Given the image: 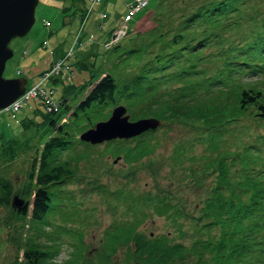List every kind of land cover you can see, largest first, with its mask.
I'll return each mask as SVG.
<instances>
[{
    "label": "trees",
    "instance_id": "1",
    "mask_svg": "<svg viewBox=\"0 0 264 264\" xmlns=\"http://www.w3.org/2000/svg\"><path fill=\"white\" fill-rule=\"evenodd\" d=\"M198 2L166 0L165 6L147 14L154 25L139 34L142 46L131 50L137 55L124 69L127 77L102 73L76 92H71L76 86H66L64 91L71 93L63 92L56 99L50 89L58 104L56 111L49 112L40 102L42 112L37 108L20 121L22 139H1L0 210L9 214L0 222L12 230L9 241L18 253L12 264H54L51 259L59 244L54 240L49 245L39 243L51 227L48 220L58 212L51 205L62 185L76 178L78 165L90 161L94 153L88 150L99 146L77 137L106 120L108 107L117 105L126 107L131 121L155 118L162 123L137 138L105 143L106 156L122 158L127 165L139 164L155 175L148 166L158 146L153 141L178 121L198 131L197 140L217 153L205 151L189 159L187 176L203 192L199 208L185 207L178 191L173 193L170 178L167 185L155 183L153 191L137 192L128 186L134 170L122 171V188L112 194H116L112 201H105L111 213L122 210L120 220L102 238L105 263L122 251L123 264H264V132L251 140L243 134L251 126L244 124L245 118L251 124H264V22L255 31L259 24L247 14L246 0ZM239 32L244 34L238 36ZM87 87L91 89L73 108L70 103H76ZM80 145L86 148L77 152ZM188 150L177 146L176 168L182 167ZM68 151L74 155L63 159ZM25 153H30L25 181L14 189L6 175ZM210 176L211 180L206 179ZM14 196L24 202L20 209L11 206ZM67 203L73 211H63L62 222H85L78 218L79 209L70 197ZM154 216L164 219L172 232L151 236L141 231ZM22 230L33 232L24 242L20 241Z\"/></svg>",
    "mask_w": 264,
    "mask_h": 264
},
{
    "label": "rangeland",
    "instance_id": "2",
    "mask_svg": "<svg viewBox=\"0 0 264 264\" xmlns=\"http://www.w3.org/2000/svg\"><path fill=\"white\" fill-rule=\"evenodd\" d=\"M148 1L149 3L146 8L137 14L134 20L131 18L127 21L129 29L127 28L126 32L123 33L125 36L119 38L113 44L111 38L113 30L123 23L119 20L124 15L125 18L128 17L125 14L126 1L101 0L99 3L93 5L92 0H81V2H75L74 7H72L71 5H64V2L59 0H38L34 13V24L30 31L23 38L12 39L9 44L13 56L6 62L3 77L5 79L24 78L27 80V85H31L44 71L50 68L53 61V53L58 59L60 52L67 53L71 48L73 52L71 58L67 60V63L72 65V68L71 66L69 67L72 71V74L70 73V80L64 79L65 81L62 80L61 82L50 81L45 85L47 89L52 88L55 90L54 99L60 97L65 92L66 86H76L71 91L76 92L80 86L96 81L102 73L121 74L122 78L127 77L129 74H126L124 69L127 66H131L130 64L135 60L134 58L137 54L131 50L140 47L141 41L139 38L141 36L139 34L148 31L154 25L147 14L154 11L158 6H165L166 0ZM183 1H194V5L199 3L198 0ZM246 1L247 14L255 16L253 20H256L255 23L259 24L255 31H259L260 26L264 22V0ZM66 6L69 9L67 8V10L63 11V8ZM138 19L140 20L137 22ZM45 21L50 24V28L44 27ZM94 21V26H92L91 23ZM90 27L93 29L92 31L103 33L102 36L98 39L90 38L92 43L82 42L84 39H82V33H87ZM125 28L126 26L122 24L121 29L125 30ZM249 32L247 31V35ZM47 33H51L50 37L53 40L52 44H48L49 48L47 47ZM242 34L244 32L237 33L238 36ZM151 51H155V48H151ZM66 75L67 73L64 77ZM37 82L38 79L34 83ZM90 89L87 87L86 90L79 93V100L76 103H70V105L75 108ZM71 92L66 91L65 93L69 94ZM37 108H39L40 112L43 111V108L39 106L37 101L30 99L28 104L17 114L15 120L11 119L8 113L0 112V143L2 138L22 139L20 121L23 118L31 117ZM112 108L108 107V110L111 112ZM101 112L103 114L106 113L105 111ZM243 120H245L244 124L251 125L243 133L245 139L251 140L256 133L264 132V124L261 123L258 126L248 122L247 118ZM168 127V130H163L164 132L160 131L161 133L156 135L158 136V141H153L154 143H158V146L154 155L150 157L151 163L148 166L156 172L155 175L150 174L146 169H142L139 164L127 165L122 158L117 157L116 161V158L106 156L107 152L103 151L105 144L88 150V152L94 154L90 153L92 154L90 161L82 162L78 165V173L74 180L62 185L61 192L58 193V199L53 201L51 205L53 209H58V215L54 214L52 219L49 218L50 220L48 221L51 223V227L46 228L45 232L47 234L44 233V235L42 234L39 237V243L41 244L49 245L52 240L59 244L56 247L58 253L51 259V263L107 264L105 263L106 258L103 259L101 256L102 238L110 225L114 221L120 220L122 210L118 209V214L111 213L105 201L107 199L108 203L112 201L116 196V194H112L122 188L125 181L120 175L124 170L128 172L134 170V177L129 178L128 186L137 192L139 190L153 191L155 183L167 185L170 178L174 187L173 193L178 191V194L185 202V207H200L199 204L203 200V192L199 188H195V182L187 176L190 172L188 169L191 167L189 159L191 157L198 158L205 151L216 153L217 151L213 147H206L200 143L197 140L200 136L198 135L199 132L190 126H186L178 121L170 124ZM247 131L250 133L249 135H247ZM129 145L133 146L134 143L131 142ZM178 145L189 148L183 157L185 160L183 159L181 168H176L174 165V157H177L176 149ZM84 147V145L76 146L77 152L84 150ZM102 152L103 154H101ZM73 155L72 151H68L62 154V158L66 159ZM29 157L30 153L22 154L13 163L9 174L6 175L13 182L14 189H20L23 186L25 173L28 170L29 163L27 160ZM197 162H195V168L199 164ZM172 171H174V175L171 174ZM181 179L182 181L180 182ZM206 179L211 180L212 176ZM67 197H70L77 205L79 209L78 213L80 212L78 218L80 220L85 218V222L82 221L81 224L70 222H65L64 224L62 222L60 217L63 211L69 214L73 211L69 203H67ZM7 214H9V211L0 210V221ZM140 230L146 234L150 233L151 236L172 232V229L169 228L168 223L164 219L155 216L148 219L141 226ZM11 234L12 230L5 226L4 221L0 222V264H12L18 254L16 247L9 241V235ZM30 234H33V232L22 230L23 236L20 237V241L24 242V238ZM170 237H173L176 242L180 241L177 235L171 234ZM18 256L21 259V255L19 254ZM123 261L124 253L122 251H118L109 260L110 264H123Z\"/></svg>",
    "mask_w": 264,
    "mask_h": 264
},
{
    "label": "water",
    "instance_id": "3",
    "mask_svg": "<svg viewBox=\"0 0 264 264\" xmlns=\"http://www.w3.org/2000/svg\"><path fill=\"white\" fill-rule=\"evenodd\" d=\"M37 4L38 0H0V111L25 92L26 79H5L3 72L6 62L13 56L9 44L12 39L23 38L30 31ZM160 124L161 121L155 118L131 121L126 107L118 105L106 120L95 123L92 128L82 132L78 139L92 146L115 140H130L156 130ZM23 204L18 196L12 198L13 208L20 209Z\"/></svg>",
    "mask_w": 264,
    "mask_h": 264
},
{
    "label": "built area",
    "instance_id": "4",
    "mask_svg": "<svg viewBox=\"0 0 264 264\" xmlns=\"http://www.w3.org/2000/svg\"><path fill=\"white\" fill-rule=\"evenodd\" d=\"M145 1L144 0H137L136 3L130 5V10L128 12V17L133 16L136 12L141 10V8L144 6ZM124 31L120 29L116 34L117 37L122 35ZM72 54V51L70 50L67 56H70ZM62 61L56 62L52 68L43 74L41 80L31 87L24 96H22L18 101H16L14 104H12L9 108V112L11 114H14L17 112L23 105H25L29 99H38L40 100L46 107L49 112L53 109L56 111L58 104L54 101V99L51 98L52 91L49 89H46L44 87V83L52 76L57 75L61 68H62ZM52 99V100H50ZM51 105V106H50Z\"/></svg>",
    "mask_w": 264,
    "mask_h": 264
},
{
    "label": "crops",
    "instance_id": "5",
    "mask_svg": "<svg viewBox=\"0 0 264 264\" xmlns=\"http://www.w3.org/2000/svg\"><path fill=\"white\" fill-rule=\"evenodd\" d=\"M59 1H63L64 2V5L66 4V5H68V6H72L73 4H75V2H81V0H59ZM124 1H129V0H124ZM70 3V4H69ZM125 3V2H124ZM125 7H126V3H125ZM65 8H67V7H65ZM65 20H67L66 18H65ZM94 23H95V21L94 22H92L91 23V25L92 26H94ZM51 27V26H50ZM49 27V28H50ZM93 29L90 27V29L89 30H87V33L85 32V33H82V42L83 41H85V42H87V43H92L91 41H90V38H92V39H98L99 37H101L102 36V34L103 33H98L97 31H92ZM49 32V31H48ZM47 36H48V40H47V42L49 43V44H52L53 43V40L51 39V33H47ZM94 43V42H93ZM95 44V43H94ZM65 52H60V56H59V58H61V57H63ZM62 55V56H61ZM53 60H56L57 59V57L55 56V54L53 53ZM46 69V68H45ZM38 79V78H37ZM36 79V80H37ZM36 80H34V82L36 81ZM33 82V83H34ZM53 82V81H52Z\"/></svg>",
    "mask_w": 264,
    "mask_h": 264
}]
</instances>
